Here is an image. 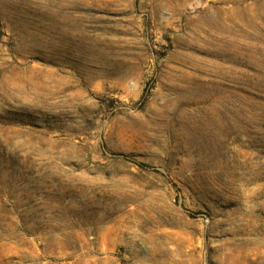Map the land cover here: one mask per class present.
<instances>
[{"label":"rangeland","instance_id":"1","mask_svg":"<svg viewBox=\"0 0 264 264\" xmlns=\"http://www.w3.org/2000/svg\"><path fill=\"white\" fill-rule=\"evenodd\" d=\"M0 264H264V0H0Z\"/></svg>","mask_w":264,"mask_h":264},{"label":"bare ground","instance_id":"2","mask_svg":"<svg viewBox=\"0 0 264 264\" xmlns=\"http://www.w3.org/2000/svg\"><path fill=\"white\" fill-rule=\"evenodd\" d=\"M127 181V180H126Z\"/></svg>","mask_w":264,"mask_h":264}]
</instances>
